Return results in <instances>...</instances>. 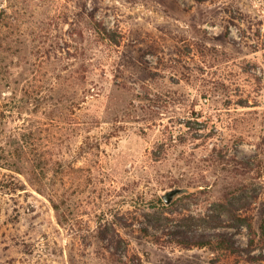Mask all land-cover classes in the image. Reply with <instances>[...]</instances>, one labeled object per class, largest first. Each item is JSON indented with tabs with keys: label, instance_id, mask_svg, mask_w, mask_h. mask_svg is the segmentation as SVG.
<instances>
[{
	"label": "rangeland",
	"instance_id": "1",
	"mask_svg": "<svg viewBox=\"0 0 264 264\" xmlns=\"http://www.w3.org/2000/svg\"><path fill=\"white\" fill-rule=\"evenodd\" d=\"M263 220L264 0H0V264H264Z\"/></svg>",
	"mask_w": 264,
	"mask_h": 264
},
{
	"label": "water",
	"instance_id": "2",
	"mask_svg": "<svg viewBox=\"0 0 264 264\" xmlns=\"http://www.w3.org/2000/svg\"><path fill=\"white\" fill-rule=\"evenodd\" d=\"M182 189L181 188H174L172 190L167 191L164 195H163V200L166 204H170L172 202V200L174 199V197L181 193Z\"/></svg>",
	"mask_w": 264,
	"mask_h": 264
},
{
	"label": "trees",
	"instance_id": "3",
	"mask_svg": "<svg viewBox=\"0 0 264 264\" xmlns=\"http://www.w3.org/2000/svg\"><path fill=\"white\" fill-rule=\"evenodd\" d=\"M261 229H262V235L264 236V220L262 222ZM190 243H193L194 245H197V246H199V245L203 246L204 245V243L202 241H194V242H190Z\"/></svg>",
	"mask_w": 264,
	"mask_h": 264
}]
</instances>
